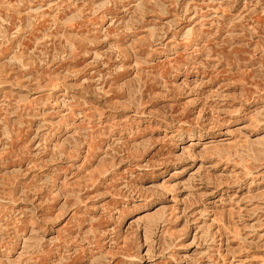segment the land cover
<instances>
[{"label":"rangeland","instance_id":"rangeland-1","mask_svg":"<svg viewBox=\"0 0 264 264\" xmlns=\"http://www.w3.org/2000/svg\"><path fill=\"white\" fill-rule=\"evenodd\" d=\"M0 264H264V0H0Z\"/></svg>","mask_w":264,"mask_h":264}]
</instances>
